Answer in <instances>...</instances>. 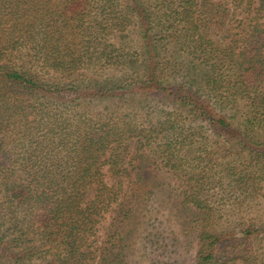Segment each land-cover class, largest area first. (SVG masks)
<instances>
[{"label": "trees", "instance_id": "obj_1", "mask_svg": "<svg viewBox=\"0 0 264 264\" xmlns=\"http://www.w3.org/2000/svg\"><path fill=\"white\" fill-rule=\"evenodd\" d=\"M151 194L264 264V0H0V264H142Z\"/></svg>", "mask_w": 264, "mask_h": 264}, {"label": "rangeland", "instance_id": "obj_2", "mask_svg": "<svg viewBox=\"0 0 264 264\" xmlns=\"http://www.w3.org/2000/svg\"><path fill=\"white\" fill-rule=\"evenodd\" d=\"M146 204H147L146 205L147 208L146 209L144 208V212L147 213L151 217V219L146 222V227H147L146 231H152V232L158 231L160 235L163 234L167 236V238H165L166 239L165 241L170 246L166 248L165 252L163 251V249H161V251H156L155 254H153L151 248L147 246L146 251H144L145 256H144V259L142 260V264H148V258L152 256L158 257L159 259H162V260H173V259L167 258L169 254L173 256V258L175 259H177V257L180 254L181 256L180 259H184L187 264L192 262L194 260L195 251H196L195 244L187 243L183 234H181L179 231V224L177 223L175 214L173 213V212L179 213V211L180 212L182 211L180 209L179 210L175 209L172 212L173 214L170 215V212H168V210L166 209V207L170 204H164L162 203L161 200L157 201L153 197L152 194ZM260 206L263 207V212H264V203L261 204ZM256 208L257 206L255 207L252 206L253 210ZM223 209H225V207ZM108 221H109V217L107 215V217L102 221L101 225L99 226L98 231L96 232L95 239L97 241V244L102 239V235L104 233L102 226L106 225ZM171 232L177 235L178 237L177 244H171V241L169 238ZM139 247L140 245L138 246L137 243L132 247L134 254H135V250L138 249ZM141 251H136V252L141 253ZM263 252H264V241H255L254 242V254L257 256V258H260L261 253Z\"/></svg>", "mask_w": 264, "mask_h": 264}]
</instances>
